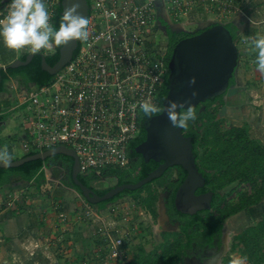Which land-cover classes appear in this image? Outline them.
I'll list each match as a JSON object with an SVG mask.
<instances>
[{
    "label": "built area",
    "instance_id": "2783aa9c",
    "mask_svg": "<svg viewBox=\"0 0 264 264\" xmlns=\"http://www.w3.org/2000/svg\"><path fill=\"white\" fill-rule=\"evenodd\" d=\"M43 2L52 25L59 0ZM218 2L87 0L91 34L87 42L80 41L71 61L47 84L25 88L11 81L19 100L10 110L25 134V151L67 147L75 153L82 176L127 169L129 143L140 130L139 102L157 105L164 83L166 35L161 20L185 30L189 23L179 20L203 3ZM9 5L7 0L0 9V19ZM159 9L167 17H160ZM14 50L17 57L32 53L28 48ZM39 52L47 55L51 50ZM17 200L15 193H9L6 206L14 207ZM146 215L153 221L150 213ZM125 244L119 236L108 239V258L124 259Z\"/></svg>",
    "mask_w": 264,
    "mask_h": 264
},
{
    "label": "rangeland",
    "instance_id": "374dc122",
    "mask_svg": "<svg viewBox=\"0 0 264 264\" xmlns=\"http://www.w3.org/2000/svg\"><path fill=\"white\" fill-rule=\"evenodd\" d=\"M218 1L216 4L203 3L197 6L179 21L189 23L190 29L198 23L223 26L234 24L237 27L234 43L238 59L234 85L223 97L224 104L211 105L208 111L215 112L216 119L223 120L225 124L245 126L249 136L264 145V75L256 70L257 65L254 63L256 53L250 51V43L246 42L249 37L264 36V0ZM163 15L167 17L159 9V16L163 17ZM173 22L171 21L176 25ZM12 85L13 83L8 84L7 93L0 94L2 106L10 104L14 107L18 103L19 91L13 90ZM6 123L7 127H11L8 132L12 136L11 140H2L3 146L7 145L8 148L17 150L24 141L23 131L20 124L16 120H11V117H8ZM23 156L24 154L21 157ZM47 168L44 172L45 179L38 189L42 203L31 208L34 214L35 210L42 209L36 221L38 225H42L44 235L47 236L50 232L53 242L50 247L46 245L47 242H43L41 250L38 249L39 253L32 252L26 259V264H127L136 245L141 244L146 251H150L154 245L162 242L163 232L178 231L177 228L170 227L164 217L159 221L162 216L156 205V215L153 217L149 211L138 205V200L133 196H123L103 208L88 204L90 206L88 209L84 199L63 183L66 177L64 171L59 173L53 171L52 167ZM115 185L116 179L112 177L91 183V186L97 190L108 189ZM21 187L22 190L16 194L18 198L22 195L32 197L37 193L33 185H21ZM150 188L157 192L160 186L152 184ZM252 192L253 186L250 183H234L219 191L224 202L230 205ZM144 196L145 192L140 194V197ZM263 211L264 196L255 207L246 208L235 215L232 218L235 222L230 224V217L224 221L219 252L207 251L204 253L206 256L204 261L200 262L193 257L184 259L182 264H221L224 258L241 256L237 251H230L232 239L236 235L232 230L242 224H256L260 221L258 216ZM146 213L151 214L153 221L150 222ZM34 227L38 229V226ZM114 236L122 237L123 244L126 243L122 252H124L123 257L126 255L127 257L121 261L108 258L107 241ZM34 238L36 242L33 239V251L38 248L37 240L40 237ZM24 248L30 249L28 246ZM42 254L45 259L42 258Z\"/></svg>",
    "mask_w": 264,
    "mask_h": 264
},
{
    "label": "trees",
    "instance_id": "16d2710c",
    "mask_svg": "<svg viewBox=\"0 0 264 264\" xmlns=\"http://www.w3.org/2000/svg\"><path fill=\"white\" fill-rule=\"evenodd\" d=\"M60 13L59 0L52 17V26L56 29L59 28L61 21ZM161 25L164 28L167 26L163 20H161ZM225 28L235 39L237 29L234 24H228ZM79 44L80 41L78 40V46ZM61 46H54L51 53L47 55L41 52L34 53L33 59L25 67L1 71L0 94L6 92L7 84L13 80L17 81L19 87L25 88L29 85L41 86L49 83L53 76H49L41 70V57L44 56L46 63L52 66L58 60ZM25 56L26 54L18 58L24 61ZM0 59L6 65L14 59L13 49L7 48L2 38H0ZM232 84L233 79L230 80V85ZM163 99L164 83L159 91L157 106L162 107ZM214 102H218L220 106L224 104L222 96H219L213 101L207 102L204 111L200 112L198 108H195L196 119L188 122L187 129H182L184 135L191 138L196 167L204 177L208 189L215 192L212 210L192 216L181 215L173 209L172 200L174 195H172L166 201V208L170 220L179 222L178 231L163 232L161 235L162 242L154 245L150 251H146L141 244L136 245L127 264H182L184 259L193 257L202 262L206 257L204 256L205 252H212L213 250L218 252L220 250L224 221L261 202L264 196V145L260 141L251 138L245 126L228 125L223 120L216 119V113L208 111V108ZM13 114L14 111L2 110L0 123L6 121L8 117H12ZM141 115H143L142 112L139 114L138 119L140 125ZM138 142L135 138L129 143V146L132 147ZM2 144L3 142L0 143V146ZM35 153L34 150L29 149L24 156ZM133 155L135 154H128L129 157ZM72 162L69 157L55 155L45 160L25 163L18 168H0V189L12 183V181L22 183V185H36L39 187L45 179L44 168L60 164L67 171L63 183L74 189L82 197L70 179ZM156 167L157 164L153 162L149 166H145L141 162L129 164L127 169L124 170L109 169L99 175H79L78 179L83 185L93 189L97 195L102 196L109 188L97 190L91 186V183L105 177L115 178L116 185L136 183L145 178ZM184 176L185 173L183 172L181 178L183 179ZM182 179L175 184L174 191ZM164 182L165 179L158 178L137 191H123L112 199L95 206L103 208L123 196H133L138 200L140 207L149 211L155 217L158 193L150 190V186L158 184L161 187ZM234 183H250L253 186V192L250 195L240 197L237 203L230 205L224 202L219 191ZM143 192H145V196L140 197ZM230 251H237L241 257L246 256L247 264H264V214L256 224L242 230L233 237ZM230 259L224 258L221 264H229Z\"/></svg>",
    "mask_w": 264,
    "mask_h": 264
},
{
    "label": "water",
    "instance_id": "95a60500",
    "mask_svg": "<svg viewBox=\"0 0 264 264\" xmlns=\"http://www.w3.org/2000/svg\"><path fill=\"white\" fill-rule=\"evenodd\" d=\"M7 0L3 1V5ZM78 2L80 5L79 11L85 16H88V4L87 0H60L61 17L66 8L70 7L72 3ZM160 28H163L160 24ZM78 47V40L69 41L63 44L59 49L58 60L50 66L46 63L45 57H41L40 68L43 72L49 76H54L64 66H66ZM178 55L182 66L179 65L178 74L176 80L179 82L176 90L171 92L162 101V107L167 106L169 101H175L178 104L189 102L191 105L196 100H203L204 98H210L206 95L216 87L218 88L222 81L223 93L228 85V78L232 76L234 67L236 65L237 50L234 45L232 36L229 31L223 25H216L209 30L202 31L200 34L188 38L174 47L172 55V64L174 62V56ZM34 57V53H29L25 56V60L15 59L10 64L0 67V82L1 71L7 69H17L19 67L27 66ZM230 68L228 75L225 79L224 72ZM194 80L195 83H191ZM224 81V82H223ZM216 88V89H217ZM193 93H196L193 96ZM216 95V91L213 93ZM218 94V93H217ZM188 104H185L187 108ZM183 109H178V111ZM2 108L0 103V114ZM153 128H157V136L151 142L152 150L154 151V158L159 165L153 171L149 172L147 176L136 183H128L122 185H115L109 188L102 196L95 193L93 189L83 185L79 179V165L73 150L59 146L53 149H49L42 152H37L33 155L23 156L19 159L12 160L9 167L0 165V168H18L25 163L45 160L55 155H63L72 159V167L70 171V179L79 192L82 198L92 206L98 205L101 202L108 201L113 197L121 194L123 191H137L143 186L151 183L152 181L160 178L169 168L180 167L185 171L186 177L178 187L174 197V207L177 212L181 214L193 215L197 211L209 210L211 205V197L213 193H209L203 196H196L194 194L195 178L201 184H204L205 180L202 174L198 171L195 164V158L192 152L191 138L186 137L180 128H174L169 122L166 114L161 112L156 115L150 122L143 124V130L146 134V141L150 140V133ZM195 177V178H194ZM190 201L194 206L193 211L183 210L181 206H186L187 201ZM204 204V205H202Z\"/></svg>",
    "mask_w": 264,
    "mask_h": 264
},
{
    "label": "clouds",
    "instance_id": "9594fccd",
    "mask_svg": "<svg viewBox=\"0 0 264 264\" xmlns=\"http://www.w3.org/2000/svg\"><path fill=\"white\" fill-rule=\"evenodd\" d=\"M79 9L78 2L66 8L59 28L56 29L49 23V12L43 0H10L7 15L0 19V38L9 49L28 48L32 53L45 48L51 50L54 46H61L69 41L87 42L91 34L90 20ZM246 42L250 43V51L256 53V70L264 75V36L249 37ZM191 83L195 81L192 80ZM195 95L196 93H193V96ZM185 104H188L187 108ZM139 108L147 117L163 112L174 128L187 129L188 122L196 119L195 107L187 101L180 104L169 101L167 106L159 107L144 100L139 102ZM12 159L7 145L0 148V165L9 167ZM229 264H247V257L234 256L229 260Z\"/></svg>",
    "mask_w": 264,
    "mask_h": 264
},
{
    "label": "flooded vegetation",
    "instance_id": "af4514ba",
    "mask_svg": "<svg viewBox=\"0 0 264 264\" xmlns=\"http://www.w3.org/2000/svg\"><path fill=\"white\" fill-rule=\"evenodd\" d=\"M3 1H5V0H1L0 1V9H2L4 7V4L3 5L1 4ZM213 26H216V25H212V24L200 25L199 24L198 26L192 27V29L188 28V29H185V30H182L181 28H177V27L171 26V25H168L165 28L163 27V29H165V35H166V38H165V50L166 51H165V57H164V68H165L164 98H166V96L171 92V90L172 91L176 90L179 82L176 80V75H174V74H178V72H176V70H178L179 65L183 67L182 62L180 61V58H179L178 55L174 56V58H173L174 62L172 64H170L171 60H172L171 58H172V55H173L174 47L177 44H179L180 42H182V41H184V40H186L188 38H191V37H193L195 35L200 34L202 31L209 30ZM226 26L227 25H225V27ZM234 40L235 39H233V42H234ZM234 45H235V43H234ZM236 50H237V48H236ZM237 59H238V56H237ZM237 59H236V65L234 67L232 76L230 78H228V85H227L226 90L223 93L219 94L220 92H222V87H223L222 81L221 82L219 81L218 83H221L220 86L218 88L216 87L217 89L215 88V89L211 90L206 95L207 97H210V98H207V99L204 98L203 100L199 99V100H196L192 104L195 108H198L200 112L205 109L207 102L213 101L214 99H216L219 96H222V100H223V97L227 94V91L234 85V77H235V72H236V67H237ZM229 69L230 68H227V71L224 72L225 79H226V77L228 75L227 73H228ZM231 79H233V84L232 85H230V80ZM214 91H216V95L213 94ZM216 103H218V102H214L211 105H214ZM155 116L156 115H153L151 117H147V116L141 115V119L142 120H141L139 135L137 137V140L139 142L136 145L132 146V147L129 146V148H128V151H129L130 154L131 153L135 154L132 157H129V164H135V163H141L142 162L145 166H149L153 162V163L157 164V166L159 165V163L154 159V158L157 159V157L154 156V151L152 150V146H151V142H153L152 138H155L158 135L157 134V132H158L157 128H153L151 130L150 140L149 141H146V139H147L146 138V134H145V132L143 130V124L145 123V121L146 122H150L152 120V118H154ZM142 137H144V138L142 139ZM52 170L53 171H57L59 173L64 171V173L67 175V171H65L61 167L60 164L52 166ZM183 172L185 173V171L182 170L180 167L169 168L159 178V179H165V182L162 184L163 186H161L160 188L157 189L158 200H157V203H156V207L159 209L158 211H161V212H159V214H160V216H162L159 219V221L162 220V218L164 217L166 219L167 224L170 227L177 228V230H178V227H179V222L177 220H176V222L175 221L172 222L170 220V217L167 214L166 201L169 200V198L172 195H174V197H175V193H176L178 187L180 186V184L182 183V181L186 177V173H185L184 178L183 179L181 178ZM181 179H182V181L179 183V185L177 186L176 190L174 191L175 184L178 183ZM195 180H196V182H195L196 189H195L194 194L196 196H203V195H206V194H209V193H213V194H212L211 201H210V205H211L210 209L209 210L197 211L193 215H197L199 213L206 212V211H211L212 210V203H213L214 198H215V192H213L212 190L208 189V185H206V182H204V184H201V182L198 181V178H195ZM174 197H173V200H172V206H173L174 211L177 212L175 207H174ZM190 203L191 202L188 200L187 201V205L185 207L181 206V208L183 210H191V211H193L194 206H192ZM202 205H204V204H202ZM177 213H179V212H177ZM179 214H181V213H179ZM181 215H187V214H181ZM189 216H192V215H189Z\"/></svg>",
    "mask_w": 264,
    "mask_h": 264
},
{
    "label": "crops",
    "instance_id": "0c3cea01",
    "mask_svg": "<svg viewBox=\"0 0 264 264\" xmlns=\"http://www.w3.org/2000/svg\"><path fill=\"white\" fill-rule=\"evenodd\" d=\"M235 28L237 29L236 26ZM13 51H14V59L11 60L9 64L18 58L14 49ZM3 66H6V64H4L0 59V67ZM9 83H11V81ZM8 84H7L6 92L2 94L7 93ZM0 103H1V98H0ZM1 108L2 110L8 109L9 111H11L10 109H12L13 107H11L10 104L8 105L4 104L3 106L1 105ZM11 120H15V119H13L12 117ZM17 123L20 124L18 121ZM9 127L10 126L7 127L6 121L0 123V143H2L3 139H6L7 141L9 139L11 140L12 134L8 132ZM23 135H24L23 139L25 140V134L23 133ZM23 142L21 143V145L18 146L17 150L13 149L12 147H10V149L8 148V151L13 158L12 160L19 159L21 158L22 154L25 155V153H27L25 151V148L23 147ZM3 147L4 146L2 144L0 148ZM45 171L46 168H44V172ZM97 182H99V180H96L93 183H97ZM21 185L22 183L20 184L19 182L12 181V183L0 189V264H26L27 262L26 259L31 255L32 252L39 253V251L41 250V246L43 245V242L44 243L47 242L46 245H48L49 247L50 244L53 242L52 239L53 236L51 237L50 232L49 235L48 234L47 236L44 235L42 225H38L36 221V219L41 215L42 209L40 211H38V209L35 210L36 213L34 214L31 208L34 206L35 207L39 206V204L42 203V199L40 198L41 193L38 191L41 185L39 187L33 185L36 187V192H37L35 196L26 197L22 195L21 197L18 198L17 201L14 202L13 204L14 207L8 208L6 206L7 195L9 193L17 194L18 192H20L22 190L20 189L22 188ZM86 206H88V209L90 208L87 202H86ZM263 214L264 211L258 217L261 219ZM234 216L230 217V224L235 222V219H232ZM34 226H38V229L35 228ZM250 226H252V224H246V225L242 224L239 226V228L237 227L234 228L235 230H232V233L233 234L236 233V235H238L242 230ZM33 236L40 237L39 240H37L38 248H35L34 251L32 249L33 248L32 242L33 239H35L34 242H36V238H34ZM27 246L30 248L29 250H25L24 247ZM46 255L47 254H45V256ZM42 258L45 259L44 254H42Z\"/></svg>",
    "mask_w": 264,
    "mask_h": 264
},
{
    "label": "bare ground",
    "instance_id": "6f19581e",
    "mask_svg": "<svg viewBox=\"0 0 264 264\" xmlns=\"http://www.w3.org/2000/svg\"><path fill=\"white\" fill-rule=\"evenodd\" d=\"M228 238H226V240H227Z\"/></svg>",
    "mask_w": 264,
    "mask_h": 264
}]
</instances>
